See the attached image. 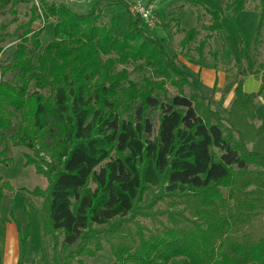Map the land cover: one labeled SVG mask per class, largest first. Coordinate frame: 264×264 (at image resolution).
Segmentation results:
<instances>
[{"label": "trees", "instance_id": "1", "mask_svg": "<svg viewBox=\"0 0 264 264\" xmlns=\"http://www.w3.org/2000/svg\"><path fill=\"white\" fill-rule=\"evenodd\" d=\"M32 1L0 0V9ZM246 1L232 0L226 10L203 7L211 19L208 29L223 31L221 20H234ZM258 7L255 50L262 43L264 0ZM42 9L54 19L53 41L36 55L43 29H27L1 68L0 165L13 164L7 157L10 141L36 157L49 155V162L38 163L24 155V166L34 165L47 186L20 191L41 199L40 233L42 241L53 243L51 263L57 264L58 245L93 257L105 243L111 264L176 258L184 264H264V120L255 124L264 59L260 72L242 70V78H233L213 102L203 95L199 74L175 65L159 40L145 33L138 14L128 11V30L119 38L113 13L108 26L101 23L99 3L87 13L55 1ZM4 29L0 25V42L9 37ZM142 60H157L195 94L159 101L130 82L124 90L126 73L114 74L116 64ZM9 72L12 81L5 79ZM247 75L260 76L261 83L245 96ZM230 92L222 116L219 109ZM151 110L160 111L155 134ZM4 189L12 190L0 180V205ZM9 218L18 232L17 264H24L29 225L23 234L11 211Z\"/></svg>", "mask_w": 264, "mask_h": 264}, {"label": "rangeland", "instance_id": "2", "mask_svg": "<svg viewBox=\"0 0 264 264\" xmlns=\"http://www.w3.org/2000/svg\"><path fill=\"white\" fill-rule=\"evenodd\" d=\"M52 1L64 3L76 13H87L95 3H99L104 15L101 23L108 26L113 13L116 26L114 35L119 38L128 30L129 10L135 14V7L150 9L151 16L147 22L142 21V27L149 37L159 40L169 59L178 67H184L194 74H197L200 68L218 69L226 75L224 86L233 78L241 79L242 70L260 72L258 65L264 59V24L261 31V45L255 50L251 44L258 20L259 0H247L244 11L238 13L234 20L223 18L221 20L223 31L221 32H212L208 29L211 19L203 7L210 10H217L218 8L226 10V6L232 0H46L44 3L49 4ZM194 2H198L200 5ZM44 3L36 0L15 5L9 3L0 9V25H5L4 33L9 35L8 38L0 42L2 49L0 73L1 68L9 64L8 59L19 43L18 37L27 29L33 31L43 29L39 38L40 47L36 55L41 54L42 49L53 41L54 19L49 16L46 17L42 9ZM233 12L234 9H231L230 14ZM241 42L242 45H240ZM140 44L141 40L139 39L134 45L138 47ZM145 48L151 49V45L147 41ZM145 58H147V53ZM144 60L130 61L124 65L116 64L114 74L121 71L126 73V80L121 81L124 90L128 88V82H130L140 91H151V94L159 101H163L165 97L176 95L190 98L195 94L188 85L182 84V81L174 73L167 70L165 66L158 65L157 60L150 62L149 65ZM14 76L12 72H9L5 75V79L12 81ZM202 85L204 87L203 95L206 98L213 102L220 101L224 87L213 85L208 88L203 83ZM232 98L233 92L225 96L222 108L219 109L222 116H225L223 110L229 108ZM159 114V110H151L149 114L154 134L158 127ZM19 121L17 116L12 119L14 125L20 123ZM255 124L258 126L260 123L255 121ZM50 141V138H47L46 142L50 143ZM46 142L45 144L48 145ZM7 147V157L13 160V164L6 167L0 165V180L7 182L12 190L4 189L3 196L12 198L18 206L20 203V206L23 205L24 198L32 201L34 206L39 207L40 198L25 195L20 189L32 191L34 188H38L44 190L47 186V180L35 172L34 165L24 166V155H28L37 163L41 158L49 162V155L40 152L36 157L32 151L27 150L22 145H15L13 141H10ZM90 187L93 188V185ZM14 192L20 194L12 197ZM5 199L4 220L8 217L10 210L9 200L8 198ZM14 233L15 230H10L8 226H5L4 234L6 237L14 235ZM43 243V264H52L50 257L53 243L47 238ZM102 248L103 250L93 257H86L78 256L75 247L63 252L58 245L54 248L56 263L111 264L113 258L108 246L103 243ZM162 264H184V262L182 258H176Z\"/></svg>", "mask_w": 264, "mask_h": 264}, {"label": "crops", "instance_id": "3", "mask_svg": "<svg viewBox=\"0 0 264 264\" xmlns=\"http://www.w3.org/2000/svg\"><path fill=\"white\" fill-rule=\"evenodd\" d=\"M250 71V70H249ZM200 80L208 88L213 85L218 87H224L226 75L224 72L213 68H200L198 69ZM261 83L260 76L247 75L243 78L242 89L245 96L256 93ZM256 122L261 123L264 120V88L261 95L257 99V108L255 111ZM18 192H14L12 197ZM22 195V193H21ZM8 198L10 204V210L13 213L14 219L21 226V231L24 234L26 225H29V231L26 238V260L24 264H43V250L44 243L40 233L39 223V207L34 206V203L30 200L23 198V205L18 206L15 204V200L9 197H2L0 205V264H17L20 254V246L18 239V232L16 224L10 221L9 212L8 217L4 220V200ZM5 221V223H3ZM5 226H8L10 230H15L14 235L7 236L4 234ZM24 228V230H23Z\"/></svg>", "mask_w": 264, "mask_h": 264}, {"label": "built area", "instance_id": "4", "mask_svg": "<svg viewBox=\"0 0 264 264\" xmlns=\"http://www.w3.org/2000/svg\"><path fill=\"white\" fill-rule=\"evenodd\" d=\"M134 12L139 15L141 21L145 22H147L148 18L151 16V10L142 7H135Z\"/></svg>", "mask_w": 264, "mask_h": 264}]
</instances>
